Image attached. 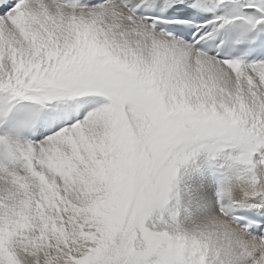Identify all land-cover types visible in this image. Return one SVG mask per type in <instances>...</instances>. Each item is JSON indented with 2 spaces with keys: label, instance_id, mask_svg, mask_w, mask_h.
<instances>
[{
  "label": "snow or ice",
  "instance_id": "6c2138e0",
  "mask_svg": "<svg viewBox=\"0 0 264 264\" xmlns=\"http://www.w3.org/2000/svg\"><path fill=\"white\" fill-rule=\"evenodd\" d=\"M0 264H264V0H0Z\"/></svg>",
  "mask_w": 264,
  "mask_h": 264
}]
</instances>
